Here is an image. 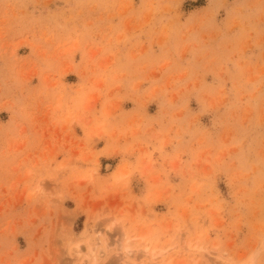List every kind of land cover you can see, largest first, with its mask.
I'll return each instance as SVG.
<instances>
[{
    "label": "rangeland",
    "instance_id": "rangeland-1",
    "mask_svg": "<svg viewBox=\"0 0 264 264\" xmlns=\"http://www.w3.org/2000/svg\"><path fill=\"white\" fill-rule=\"evenodd\" d=\"M0 264H264V0H0Z\"/></svg>",
    "mask_w": 264,
    "mask_h": 264
},
{
    "label": "bare ground",
    "instance_id": "bare-ground-1",
    "mask_svg": "<svg viewBox=\"0 0 264 264\" xmlns=\"http://www.w3.org/2000/svg\"><path fill=\"white\" fill-rule=\"evenodd\" d=\"M146 252H148V251H146ZM161 253V252H160Z\"/></svg>",
    "mask_w": 264,
    "mask_h": 264
}]
</instances>
